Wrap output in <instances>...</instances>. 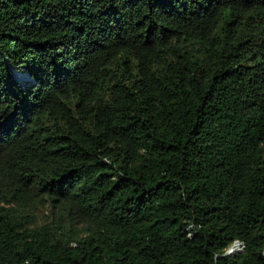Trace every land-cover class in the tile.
Wrapping results in <instances>:
<instances>
[{
    "label": "trees",
    "instance_id": "16d2710c",
    "mask_svg": "<svg viewBox=\"0 0 264 264\" xmlns=\"http://www.w3.org/2000/svg\"><path fill=\"white\" fill-rule=\"evenodd\" d=\"M0 264H264V0H0Z\"/></svg>",
    "mask_w": 264,
    "mask_h": 264
},
{
    "label": "water",
    "instance_id": "95a60500",
    "mask_svg": "<svg viewBox=\"0 0 264 264\" xmlns=\"http://www.w3.org/2000/svg\"><path fill=\"white\" fill-rule=\"evenodd\" d=\"M238 245H240L239 242L233 243V245L227 250L226 253H231V252H234V251L238 250V247H237Z\"/></svg>",
    "mask_w": 264,
    "mask_h": 264
},
{
    "label": "clouds",
    "instance_id": "9594fccd",
    "mask_svg": "<svg viewBox=\"0 0 264 264\" xmlns=\"http://www.w3.org/2000/svg\"><path fill=\"white\" fill-rule=\"evenodd\" d=\"M19 78H20L21 80H28V79H29L28 76H26V75H24V74H21V73H19ZM238 246H241V244L238 245Z\"/></svg>",
    "mask_w": 264,
    "mask_h": 264
},
{
    "label": "rangeland",
    "instance_id": "374dc122",
    "mask_svg": "<svg viewBox=\"0 0 264 264\" xmlns=\"http://www.w3.org/2000/svg\"><path fill=\"white\" fill-rule=\"evenodd\" d=\"M237 247H238V250H240L242 248V246H237ZM238 250H236V251H238Z\"/></svg>",
    "mask_w": 264,
    "mask_h": 264
}]
</instances>
